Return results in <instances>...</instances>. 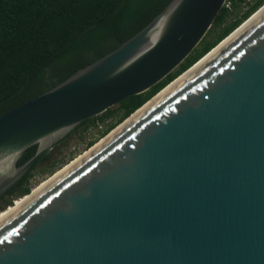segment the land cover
I'll list each match as a JSON object with an SVG mask.
<instances>
[{"label":"water","instance_id":"1","mask_svg":"<svg viewBox=\"0 0 264 264\" xmlns=\"http://www.w3.org/2000/svg\"><path fill=\"white\" fill-rule=\"evenodd\" d=\"M225 1L171 0L1 113L0 196L78 123L174 70ZM254 13L3 221L0 264H264V10L214 53Z\"/></svg>","mask_w":264,"mask_h":264},{"label":"trees","instance_id":"2","mask_svg":"<svg viewBox=\"0 0 264 264\" xmlns=\"http://www.w3.org/2000/svg\"><path fill=\"white\" fill-rule=\"evenodd\" d=\"M170 1L0 0V114L51 89L76 70L113 50L149 23ZM263 3L264 0H226L208 32L174 70L146 91L129 95L102 113L74 126L0 196V208L11 206L14 198L22 197L19 200H25L35 194L31 192L30 182L35 170L42 162L50 160L52 150L60 153L59 148L67 145L73 133H78L82 138L106 119L118 115L115 122L109 123L95 140L86 144V151L98 144L99 140L211 50ZM243 6L245 8L240 11ZM232 15L236 17L231 18ZM36 148L37 144L26 148L18 158L17 165L29 159ZM55 163L51 161L50 165Z\"/></svg>","mask_w":264,"mask_h":264},{"label":"rangeland","instance_id":"3","mask_svg":"<svg viewBox=\"0 0 264 264\" xmlns=\"http://www.w3.org/2000/svg\"><path fill=\"white\" fill-rule=\"evenodd\" d=\"M244 8L245 6H243V8L240 9V11H242ZM230 17L233 18V17H236V15H232ZM117 117L118 115H115V116H112L106 119L102 124H100V126H98L97 128H93L92 130L87 132L82 138L79 137L78 133H73L68 138L67 145H63L59 148L60 153H58L57 150H52L50 160L42 162L38 166V169L35 170L34 175L30 181L31 182V192L33 191L35 192V194L40 192L44 184L51 181L62 170L66 169L70 164H72L78 158H80L86 152V144L89 141L95 140L98 134L100 133V131L103 130L109 123L115 122ZM101 140H99L98 142H100ZM51 161H55L56 162L55 165L53 166L50 165ZM19 199H22V197L14 198L13 204L11 206L0 208V215H1L0 224L3 221H5L7 218H9L11 215H13L16 212V210H18L20 207L26 204L30 198L25 199V200H19ZM13 206H15V208Z\"/></svg>","mask_w":264,"mask_h":264},{"label":"bare ground","instance_id":"4","mask_svg":"<svg viewBox=\"0 0 264 264\" xmlns=\"http://www.w3.org/2000/svg\"><path fill=\"white\" fill-rule=\"evenodd\" d=\"M262 10H264V7H262L260 10H258L256 13H254V15L249 19V21H247V23H245V25L243 26V27H241L240 29H237L236 31H235V33H233V35H231V37H228L225 41H223L222 43H221V45H219L216 49H215V51H214V53L216 52V51H218L222 46H224L229 40H231L236 34H238L247 24H249ZM214 53H212V54H214ZM208 58V57H207ZM206 60V59H205ZM203 62V61H202Z\"/></svg>","mask_w":264,"mask_h":264},{"label":"built area","instance_id":"5","mask_svg":"<svg viewBox=\"0 0 264 264\" xmlns=\"http://www.w3.org/2000/svg\"><path fill=\"white\" fill-rule=\"evenodd\" d=\"M226 2V1H225ZM225 4V3H224ZM226 5H228V4H226Z\"/></svg>","mask_w":264,"mask_h":264}]
</instances>
